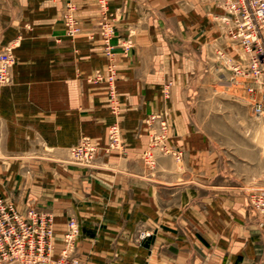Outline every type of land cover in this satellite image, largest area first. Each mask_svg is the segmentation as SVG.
<instances>
[{"label":"crops","instance_id":"1","mask_svg":"<svg viewBox=\"0 0 264 264\" xmlns=\"http://www.w3.org/2000/svg\"><path fill=\"white\" fill-rule=\"evenodd\" d=\"M35 2L0 32V50L19 42L12 81L0 86V183L4 164L19 166L2 195L53 213L57 236L74 217L75 254L89 264H264V227L243 192L208 170L192 176L201 188L190 178L181 190L172 182L164 197L161 180L146 174L140 159L148 140L144 113L166 106L162 86L183 76L180 61L190 62V72L212 39L224 41L221 18L212 20L196 0H110L120 9L114 42L134 41L128 56L116 52L123 152L99 155L89 168L70 160V148L83 136L104 147L113 119L106 84L87 80L104 63L96 0H75L82 32L73 39L49 1ZM51 164L60 166L55 174ZM139 229L152 235L138 240Z\"/></svg>","mask_w":264,"mask_h":264},{"label":"rangeland","instance_id":"2","mask_svg":"<svg viewBox=\"0 0 264 264\" xmlns=\"http://www.w3.org/2000/svg\"><path fill=\"white\" fill-rule=\"evenodd\" d=\"M27 1L0 0V32H7V30L11 29L12 15L16 14L18 9L20 11L21 8H25ZM35 1L36 5L42 2V0ZM45 1L50 2L52 14L55 15L57 20H61L67 36L73 39L82 32V25L79 21L78 7L75 0ZM208 1L210 2L196 0L197 4L203 5L204 3L202 8L204 7V11L210 13L212 20L218 22L221 18L226 27L227 35H225L223 42L212 39L210 46L206 47L204 54H202V51L198 52L199 55L196 58H200L201 60H196L197 65H195L194 69L191 68L190 72L186 71L187 65H190L187 64L188 61H180V65H182L180 69L182 72L180 74H183V76H180L177 81L174 79H172L173 82L169 80L162 86V98L166 106L164 105L162 109H159L152 105L144 113L141 121L148 131V140L144 148L145 151L141 152L140 159L145 170L144 172L153 178L161 180L159 183L164 186V197L169 196L172 182H179V189L181 190L185 189L188 183L190 184L187 181L190 178L194 182L195 188H201L204 183L198 182L192 176L202 177V173L208 170L209 172L212 171L210 174H219L220 177L227 179L232 189L243 192L245 206L254 217L258 218L260 228H262L264 227V218L258 210L252 207L250 194L254 190L264 189V113L258 114L254 110L255 104L262 99L264 87L247 72V56L241 45L228 33L231 22L225 20L227 12L217 0ZM70 3L74 6L72 10H69ZM96 6L100 16L98 32L102 44L104 63L87 80H90V83L106 84L107 102L113 119L107 122V143L104 147H100L96 143L97 151L91 159H83L81 163H77L74 161L75 158L69 153L70 160L76 165H89V168H95L91 165H95V160L99 155H106L111 151L123 152L120 150L123 145L120 148L110 149L109 151H106V147L109 143L110 126L117 123L120 131L122 130L125 110L124 103H122L118 95L116 52L118 49L122 51L123 55L128 56L134 44L133 39L130 37L120 38L117 42H114L116 36L115 22L120 15V9H112L110 0H107L105 7L101 4L100 0H96ZM200 11L202 12L203 10L200 8ZM70 15L78 27L76 32L68 25ZM108 23L111 28L110 32H106L107 27L105 25H108ZM128 41L131 43L128 52H126L124 45ZM18 44L17 40H12L0 50V53L9 48L15 62L14 51ZM108 44L113 47L112 55L107 53ZM220 49L225 50L220 53ZM113 64L116 68V79L113 82V87L116 90L114 100L110 96L109 90L111 84L108 81V68ZM236 65H241L242 73L238 72L235 68ZM13 66L14 63L12 68ZM12 68L10 81L6 84H0V86L11 83ZM99 73L104 78L96 80ZM186 74L189 76L188 78L185 76ZM176 82L178 84H175ZM153 114H156L160 119L166 120L168 125V131L160 140H158V137L162 134L160 122L158 121L153 125H150L148 122V119ZM121 136L123 143L124 137L122 133ZM85 137L90 138L91 141L93 140L90 136H83L82 139ZM151 144H153V147H151L153 158L147 159L144 154ZM177 155H179V158ZM151 161L154 162L151 163ZM47 167V169H50L55 174L60 166L58 164H51L47 165ZM214 167L215 169L213 170ZM15 168H19V166L17 167L9 163L3 165L4 177L0 183L1 189L4 190L9 187ZM8 198H12V200L18 202V205H21L20 207L23 210L35 208L26 203L27 198L25 197L17 199L10 195ZM144 231H149L152 235L151 230L139 229L137 231L138 240H144L149 237H140ZM79 237L80 232L75 242L78 241ZM62 238L63 235H58L56 244L58 241L62 243ZM60 249H57L56 246L55 256L60 252ZM75 249L76 243L73 255L78 257L75 254Z\"/></svg>","mask_w":264,"mask_h":264},{"label":"built area","instance_id":"3","mask_svg":"<svg viewBox=\"0 0 264 264\" xmlns=\"http://www.w3.org/2000/svg\"><path fill=\"white\" fill-rule=\"evenodd\" d=\"M227 12L225 20L231 22L228 29L229 35L236 40L246 54L247 72L264 87V0H217ZM105 7L107 0H100ZM69 4V10L74 9ZM68 25L73 31H77L75 20L70 15ZM76 26V27H75ZM106 32H110L108 25ZM109 42V40H108ZM130 41L124 45L128 52ZM107 53L112 55L113 47L108 44ZM14 58L8 48L0 53V84H6L11 79V68ZM235 68L242 73L241 65ZM116 68L110 65L108 68V81L111 84L110 96L115 99V88L113 82L116 79ZM101 73L96 80L103 79ZM254 110L258 114L264 113V92L260 102L255 104ZM160 122L161 137L168 131L166 120L160 119L153 114L148 119L150 125ZM156 143V141H155ZM154 143V144H155ZM123 145L120 127L117 123L110 126L109 143L106 151L120 148ZM151 144L145 152L147 159L153 158ZM97 151V146L90 138H83L78 144L71 148V155L75 162L81 163L83 159H91ZM179 158V155H177ZM154 161H151L153 163ZM84 164V163H83ZM252 207L258 210L264 218V189L254 190L250 194ZM79 223L75 218H70L63 233L62 248L55 256L56 230L53 213L26 208L20 210L16 204L0 192V264H87L73 255L75 241L79 235ZM151 232L144 231L140 237L150 236Z\"/></svg>","mask_w":264,"mask_h":264}]
</instances>
